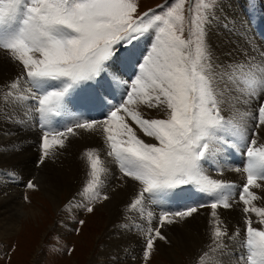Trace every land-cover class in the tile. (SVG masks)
<instances>
[{
	"label": "snow or ice",
	"instance_id": "snow-or-ice-1",
	"mask_svg": "<svg viewBox=\"0 0 264 264\" xmlns=\"http://www.w3.org/2000/svg\"><path fill=\"white\" fill-rule=\"evenodd\" d=\"M218 2L201 0L193 10L186 7L190 0H165L159 11L141 13L139 0H0V50L20 68L0 85V105L33 103L41 131L40 164L65 147L74 129L102 132L107 157L123 179L139 185L125 207L129 222L114 227L138 237L141 264H150L158 241L171 243L165 227L187 221L203 207L210 208V243L196 264H224L229 243L241 237V229L230 233L222 213L237 209L243 214L244 250L238 264H264V207L253 204L259 197L252 190L264 192V144H258L264 135V67L242 48L223 61L215 56L206 37ZM250 5L255 7L254 0ZM145 36L149 47L137 52ZM248 43L264 61V50ZM121 89L120 101L111 103ZM76 91L84 92L83 104L107 108L103 119L67 112L66 98ZM4 110L0 107V115ZM153 111L163 118L150 115ZM66 114L72 121L64 131L51 127L52 117ZM28 118L26 109L22 118L15 112L7 117L14 123ZM224 149H239L243 157V167L236 169L244 175L238 201L236 184L211 178L203 167ZM84 155L88 178L65 208L92 214L110 199L104 191L109 169L95 148ZM183 186L194 187L210 203L168 211ZM26 187L36 190L37 184L30 179ZM146 201L160 211L145 215ZM129 211H136L147 227L131 221ZM253 213L260 227L254 226ZM71 221L85 224L75 215Z\"/></svg>",
	"mask_w": 264,
	"mask_h": 264
},
{
	"label": "rangeland",
	"instance_id": "rangeland-1",
	"mask_svg": "<svg viewBox=\"0 0 264 264\" xmlns=\"http://www.w3.org/2000/svg\"><path fill=\"white\" fill-rule=\"evenodd\" d=\"M223 1L224 0H219L218 5L215 9V11H218V16L217 19L215 20L216 21L218 20L217 29L220 28L219 29L220 33L224 32V34L227 37L233 36L235 38L237 30L233 22L235 19H244V21L246 22V26L248 25L251 26L252 31L255 32L257 36L256 40L261 41V38L264 40V0H254L255 3L254 8L250 5V0H229L230 5L226 7L228 9L221 7ZM171 2H173V0H169V3ZM200 2L201 0H190V4L186 5V7L190 6L194 10L197 4H199ZM139 3H140L139 11L142 13L150 8L159 11L158 6L164 4L165 0H139ZM252 16L254 17L252 18ZM230 21L233 22L231 23ZM227 37L225 38L226 43L227 41H229ZM145 38L146 41L147 40L149 41L148 36H145ZM206 41L208 43V35L206 37ZM262 43L263 42L261 41V46H262L261 50H264V43L263 44ZM0 52L2 54H5L2 50H0ZM251 53L253 54V56L256 57L257 61L255 60V63L260 67L262 65H263L262 67H264V61H262L261 56H259L258 54L256 55L253 52ZM15 69L19 73L20 68L15 67ZM118 94L119 93H116V96H120V94L119 95ZM83 95L84 92L76 91L66 98L67 112L76 114L81 119H86L89 121L103 119V113L107 111V108L101 104H91V105L83 104L82 103ZM118 102L119 100L111 101V103H118ZM26 103L30 104V105H26L29 106L27 111L30 113L28 120L24 122L28 123L30 126H32V124L34 123L36 125L37 118L33 113L34 105L31 101H27ZM0 107L5 109V105H2ZM20 114L22 116V113H19L18 115ZM0 118L1 120L4 121L7 118L5 110L3 115H0ZM60 119H62L61 130L58 127V124H61L59 123L61 122ZM71 120L72 117L67 114L57 118L52 117L51 127L56 128L60 131H64L65 126L69 125V123H71ZM24 122L18 128V132L20 131V128L24 125ZM21 132L25 133V131H22V129ZM91 134L94 135V131H92ZM72 136L73 135H69L65 143H71L72 141L70 139ZM29 140H31V138ZM258 144H264V135L260 136L258 140ZM31 145L35 146L34 149H36V152L38 153L39 150L38 142L37 144L34 143V145L33 144ZM232 150L233 149H224L222 152L215 155L216 160L214 161V163L217 162V158L218 156H220L219 163L212 164L211 161L213 160L211 159L209 162L205 163L206 165L204 164L203 167L208 168L210 170L211 176L215 174V176H213V177H217L215 179H219L222 181H225L227 179L230 180L231 176L234 173L239 172L236 171V169L243 167V164L241 163L243 157H241L239 149H235L233 151ZM39 156L40 155H38V157ZM221 157L223 158V161ZM37 158H36V163L38 162ZM110 160L113 162V165L115 166L114 167L115 171L118 174L122 175L118 171V166L115 164L112 158H110ZM18 165L19 162L11 165H2L0 167V171L3 169L13 168ZM41 165L42 164L37 163L36 167H40ZM109 172L113 175L111 166L109 167ZM36 173L39 174L38 172ZM48 173L49 171L46 172L45 174L47 175ZM39 175H43V174L40 173ZM14 176L16 177L17 175ZM19 179L20 181L18 180L19 182L18 181L16 182H18L19 185L18 187L24 188V191L22 190L23 194L21 195V199L24 200L26 206L25 210L29 212V214L27 213L29 215V218L24 217V215L27 214L20 215L19 227L14 232L8 234L5 233L0 234V264H117L115 262H112L111 260L112 258H114V256L112 257L113 252L123 256L124 257L123 260H125V264H130V263L141 264V260H140L141 246L139 239L137 240V236L134 235V240L133 238H131L132 244L128 245L127 238L133 236V234L131 232H127V233L123 232L122 230H119L114 227V225L117 224L118 221H112V216H111L112 213L109 203L105 202L102 205L97 206L92 214L78 211L71 206L69 208H65V205L70 200V198H72L77 193V191L85 185V182L82 183L81 185H78V182L74 181V185H77L76 186L77 189H74L73 191H70L69 188L66 190H61V192L57 195L58 198H56L57 202L55 203L47 195V193L44 192L40 183H38L35 179L31 178V180H34L33 182L37 184L36 190H30L26 187V184L30 179L25 184H24V179L22 180L21 178ZM104 179H105V184L108 185V182H106V177ZM231 183L234 182L232 181ZM235 184L237 185V187L236 189H234V192L237 193L236 200L238 201V192L240 191V186L242 184L240 185L237 183ZM14 185H16L15 181H14ZM136 186L139 189L138 183H136ZM252 190L256 192V194L258 193L257 196L259 197V199H257L253 203L259 201L261 198H264V193L260 194L256 189H252ZM104 191H106L108 194L111 195L108 189H104ZM3 195H5V192H3ZM25 196L28 197V200H25ZM197 203H210V200L206 195L199 193L198 190H196L194 187L183 186L179 194L169 203L167 210L170 212L178 209L183 210L185 204L195 205ZM240 207H243L242 203L240 204ZM124 208L122 209L123 218L119 222L123 221L124 223H128L129 220L124 218L125 217ZM207 208L209 207L200 208L198 213L203 212L204 209ZM145 210H146L145 215L147 211H153V212L160 211L159 208H156L154 205H152L147 201L145 202ZM230 212L233 216H235L236 219H238V222L240 221L239 222L240 225L238 226L241 227L239 228L242 231L243 214L239 211V209ZM230 212H226V213H230ZM128 214L132 216V218L128 216L131 219V221H135L136 223L141 224L142 227L143 226H145V228L147 227L146 222L141 219V217L137 214V212L132 213L129 211L127 212V215ZM196 214H194L193 216L194 218H196ZM72 215H75L77 220L79 219L85 220V224L82 227L79 226L78 224L73 225L71 221ZM255 216L256 215L253 213L252 219L254 221V226H257L259 225L257 224L259 218ZM194 218L193 219L190 218L187 221L190 220L191 223H194L195 221L198 222V220L201 221V219L197 220ZM187 221L179 223V225L184 224ZM3 222L6 223L5 225L6 227L8 226L10 227L14 222V220L11 217H6V219H4ZM157 222L158 221L154 219L152 222V226L154 227ZM64 223L68 225V228H65L63 226ZM173 226L174 225H172L171 227L173 228ZM75 227H80V231L76 232L70 230ZM257 227H260V225ZM203 230L205 232L208 231L206 228H203ZM163 232L164 234L167 235L171 243L165 244L163 241H158L157 250L154 252L150 260V264H196L197 256L201 253L202 250H204V243L201 247H199L195 251L194 254L189 256L187 255L186 249L181 251V249L177 248V245H174L172 247L173 249L172 252L165 253L163 251L162 245L170 246L173 242V237L176 235V233H171L170 231L168 232V227H165L163 229ZM242 237H238L231 242L234 248V252H232L229 249L230 252H232V254L230 253L228 256L227 255L224 256L223 258L224 264L229 263L228 261L230 260V255L231 257L232 256L237 257V255L241 254L240 252L242 251H238L237 253L235 252V242L237 244L238 240L240 239V245H241ZM135 241L136 242L138 241L139 243H135ZM113 243L114 245L112 246ZM240 245L239 247L240 249H242ZM229 248H231L230 245ZM67 249H73V251L69 253ZM133 257H136V259L133 260Z\"/></svg>",
	"mask_w": 264,
	"mask_h": 264
},
{
	"label": "bare ground",
	"instance_id": "bare-ground-1",
	"mask_svg": "<svg viewBox=\"0 0 264 264\" xmlns=\"http://www.w3.org/2000/svg\"><path fill=\"white\" fill-rule=\"evenodd\" d=\"M229 5H230V1L224 0L221 4V7L228 9L226 7H228ZM217 16H218V11H215L214 17L210 18L211 22L207 26L208 45L210 46L211 50L213 51L216 57H218L221 61H223L224 59H226L227 53L235 52L238 48L248 50L250 55L252 54L251 52H253L256 55L258 54L260 56L259 51H253L249 47L248 42H250L254 47L258 46L259 49L261 50L262 48L261 41L264 43V40L261 37H260L261 41L256 40L257 36L255 32L252 31L251 26L249 25L246 26V22L244 21V19H235L234 22L232 21L237 30L236 37L234 38L233 36L227 37L224 34V32L223 33L219 32L220 28L217 29L218 20L217 21L215 20L217 19ZM253 17L254 16H252V18ZM226 37L229 39L227 43L225 41ZM147 47H149V41L148 40L146 41V38L144 37L143 39L140 40V42L137 43L136 51L142 52ZM17 74L18 72L15 69V66H13V64H11L8 61L6 54H2L0 52V85H3L4 83L11 81V79H13L14 76H16ZM117 93H119L120 96H116V100L120 101L121 95L123 93V89H121ZM0 95H2V89H0ZM26 105H30V104L24 102L22 107L5 105L6 116L8 117L13 112H15L18 117L22 118L21 114L20 115L18 114L22 113L23 115V110L24 109L27 110L29 107ZM241 110L243 111V109ZM249 111H251V109H249ZM224 114L228 116L227 111H225ZM150 115L157 118H163V113H157L156 111L151 112ZM6 119L4 121L1 120L0 118V167L2 165H11L17 162H19V165L13 168L3 169L0 171V234L3 233L8 234L14 232L19 227L20 215L27 213L29 214V212L25 210L26 206L24 200L21 199V195L23 194L24 188L18 187L19 186L18 182L20 181L19 178H21V180L24 179V184L31 178L35 179L38 183H40L44 192L47 193V195L56 203L57 202L56 198H58L57 195L61 192V190H66L69 188L70 191H73L74 189H77L76 187L77 185H74V181L78 182V185H81L84 182L86 183V180L88 178L87 173L90 169L87 162V158L84 154L86 150L92 148H95L99 152L101 160L104 162V166L107 167L108 169L111 166L113 172V175L109 172V175L106 177V182H108V185H106L105 187V189H108L110 191L109 193H111V195L109 194L110 199L106 203H109V206L111 207L112 221L119 222L123 218L122 209L129 203V201H131L135 197V194L138 191V187L136 186L137 182L132 181L133 182L132 183L131 180L129 179H123L122 175L118 174L115 171L114 168L115 166L113 165V162L106 155V147L103 144V134L101 131L94 130V135H93L91 134L92 131H88L85 129H75L76 134L71 137L70 139L72 141L71 143H65V147L63 149H57L55 155L46 159L45 162L40 167H36L38 163V162L36 163V158L38 157V155H40V151L38 150L37 153L36 149H34L35 146H32L31 144L34 145V143L37 144L38 142V146H39L41 132L40 129L37 128V123L36 125L35 123L34 124L31 123L32 126H30L28 123L24 122V125L20 128V131L18 132V128L23 123L14 124V122L8 121ZM60 121L61 122L58 121L59 123H61L58 124V127L61 130L62 119H60ZM21 129L22 131H25V133H22ZM138 134L141 136V138L145 139L146 142H154V140H150L149 138L144 137L142 133H138ZM30 138L31 140H29ZM37 159H39V157ZM221 159L223 161L222 157ZM212 160H213L211 161L212 164H217L219 163L220 156H218L217 162L214 163V161L216 160L215 156L212 158ZM205 170H206V174H208L211 178L213 179L217 178V177H213L215 176V174L211 176L210 170L208 168H205ZM48 171L49 173L46 175L45 173ZM36 172H38L39 174L41 173L43 175H39ZM14 175L17 176L15 177ZM243 176L244 175L241 172L234 173L231 176L230 180L227 179L224 182L231 183L233 181L234 184L237 183L240 185L244 181ZM14 181L17 186L14 185ZM256 190L260 194L264 193L260 189H256ZM3 192H5V195H3ZM253 204L256 207H264L263 206L264 198H261L259 201ZM130 212L135 213L136 211H130ZM28 214L24 215V217L29 218ZM128 216L132 218L131 215L128 214L127 217ZM6 217H11L14 220V222L10 227L9 226L6 227L5 226L6 223L3 222V220L6 219ZM193 218L194 217H192L191 219ZM222 218L227 222L230 233L234 228L240 227L238 226L240 225L239 224L240 221L238 222V219H236L235 216L231 214V212L230 213L223 212ZM194 219L197 220L201 219V221L198 220V222L195 221L194 223H191V221L189 220L181 225L174 224L173 228L171 226L168 227V232L170 231L171 233H176V235L173 237V242L170 246L162 245L163 251L165 253L172 252L173 251L172 247L174 245H177V248L181 249V251L186 249L188 256L194 254L195 251L203 245V243L205 249L206 245L210 243V221H211L210 208L204 209L203 212L197 213L196 218ZM203 228H206L208 231L205 232ZM242 235L243 232L241 231V237ZM131 238H133L134 240V235L127 238L128 245L132 244ZM135 243H139V242L135 241ZM113 245L114 243L112 244V246ZM229 245L232 248L229 249L232 252H234V248L232 244L229 243ZM239 245H240V239L238 240L237 244L235 242L236 253L238 251H243L242 249H240ZM232 252L230 253L232 254ZM239 255H237V257L236 256L231 257L230 255V260L228 259L229 260L228 264H238ZM113 256L114 258L111 259L112 262H115L117 264H125V260H123L124 259L123 256H121L120 254L118 255L115 252H113L112 257Z\"/></svg>",
	"mask_w": 264,
	"mask_h": 264
}]
</instances>
